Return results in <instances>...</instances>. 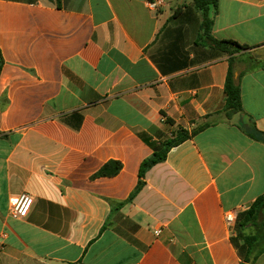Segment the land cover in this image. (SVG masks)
Instances as JSON below:
<instances>
[{
	"label": "crops",
	"instance_id": "1",
	"mask_svg": "<svg viewBox=\"0 0 264 264\" xmlns=\"http://www.w3.org/2000/svg\"><path fill=\"white\" fill-rule=\"evenodd\" d=\"M147 1L0 0V264L239 263L224 214L264 193V144L239 128L264 132V67L226 119L228 56L200 39L193 0ZM211 17L214 39L264 62V0H218ZM204 122L126 203L151 144Z\"/></svg>",
	"mask_w": 264,
	"mask_h": 264
},
{
	"label": "trees",
	"instance_id": "2",
	"mask_svg": "<svg viewBox=\"0 0 264 264\" xmlns=\"http://www.w3.org/2000/svg\"><path fill=\"white\" fill-rule=\"evenodd\" d=\"M193 3L196 9L201 12L203 18L200 39L204 37L211 47L228 56V71L224 82L225 99L220 114L229 119L233 115L242 113L240 78L247 71L263 68L264 62L253 59L249 54L251 48L245 44L232 40H216L211 36L213 26L211 14L216 13L218 0H193ZM2 65L3 59L0 54V70ZM166 124L172 125L169 120H166ZM209 126V122H204L190 132L177 128L171 132L168 138L151 144L153 152L140 163L138 182L126 200V203L131 202L144 187L145 175L149 169L162 163L173 147L180 145ZM239 128L250 139L264 144V132L259 131L251 120L242 122ZM110 166H113L112 171H108ZM119 169V163L109 162L95 176L115 175ZM232 230L235 234L230 240L237 251L239 257L238 264H254L257 258L264 253V193L255 198L246 209L238 212Z\"/></svg>",
	"mask_w": 264,
	"mask_h": 264
},
{
	"label": "built area",
	"instance_id": "3",
	"mask_svg": "<svg viewBox=\"0 0 264 264\" xmlns=\"http://www.w3.org/2000/svg\"><path fill=\"white\" fill-rule=\"evenodd\" d=\"M162 4L161 0H151L147 1L146 5L148 9L152 11H156L158 7ZM165 121V119H162ZM33 203V198L28 194H21L16 197H12L9 199V212L10 216L16 220H23L25 219L31 209ZM238 212L236 211H229L224 214V221L228 227H233L236 221ZM161 233L160 230H155L154 235L158 236ZM3 249V245L0 244V251Z\"/></svg>",
	"mask_w": 264,
	"mask_h": 264
},
{
	"label": "water",
	"instance_id": "4",
	"mask_svg": "<svg viewBox=\"0 0 264 264\" xmlns=\"http://www.w3.org/2000/svg\"><path fill=\"white\" fill-rule=\"evenodd\" d=\"M245 207H248V204Z\"/></svg>",
	"mask_w": 264,
	"mask_h": 264
}]
</instances>
